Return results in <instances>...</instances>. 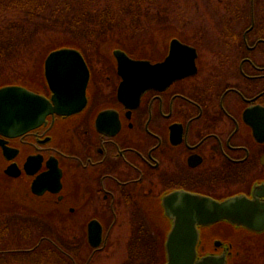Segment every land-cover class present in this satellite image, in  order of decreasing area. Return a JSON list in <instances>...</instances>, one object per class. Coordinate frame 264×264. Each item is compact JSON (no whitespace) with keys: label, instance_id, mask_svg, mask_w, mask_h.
Here are the masks:
<instances>
[{"label":"flooded vegetation","instance_id":"af4514ba","mask_svg":"<svg viewBox=\"0 0 264 264\" xmlns=\"http://www.w3.org/2000/svg\"><path fill=\"white\" fill-rule=\"evenodd\" d=\"M242 10L240 27L221 25L213 41L219 50L208 46L214 53L208 59L172 27L161 31L160 46L140 44L143 51L116 41L89 50L72 46L89 70L85 105L71 114L49 113L22 134H0L11 149L7 159L0 146L1 178L34 217L59 222L61 234L51 230L55 236L77 240L63 248L49 235L41 237L73 264L85 247L83 264H89L125 230L144 241L142 251L164 253L174 221L166 206H184L188 194L253 198L264 183V0H248ZM175 38L196 48L195 72L157 87H121L116 50L158 63ZM44 60L40 79L19 84L50 98ZM10 164L12 175L5 171ZM256 197L264 201V192ZM67 221L76 225L74 233L62 227ZM222 221L235 230L231 235L212 228ZM197 227V257L264 264V229L227 219Z\"/></svg>","mask_w":264,"mask_h":264},{"label":"rangeland","instance_id":"374dc122","mask_svg":"<svg viewBox=\"0 0 264 264\" xmlns=\"http://www.w3.org/2000/svg\"><path fill=\"white\" fill-rule=\"evenodd\" d=\"M247 2L248 0H0V85L21 83L19 81L23 79L25 81L40 79L41 61L54 48L80 45L89 50L96 48L95 44L101 41H116L133 51L137 52L141 48L143 51L145 47H140V44L149 47L156 45L161 31L171 27L176 28L179 35L196 44L203 58L208 59L209 54L214 55L207 52L208 46L216 44L217 47L214 49L219 50L218 42L213 41L216 40L219 29L221 34V25L234 24V28L241 26L240 13L244 12L242 7H246ZM106 5L115 8L114 23L104 24L102 30H96V26L94 28V24L89 23L93 15L86 13L95 8L101 10ZM157 45L160 46L158 43ZM162 46L163 42L160 48ZM8 183L11 182L0 175V209L15 207L19 214L21 213V217L14 216L11 222L3 225L0 223V253L9 249H28L40 242L39 239L43 235H49L52 241L63 248H66L67 242L71 248L73 246L71 244L77 240L68 235L55 236L51 230L58 231L59 222L34 217L30 208L24 207L22 195L14 197L13 192L10 194L3 191V186L8 191ZM14 201L17 202V207ZM62 224L66 232L74 233L76 225L72 221ZM212 226L223 236L231 235L235 231L225 221ZM124 227L125 224L123 229ZM58 234L61 233L58 231ZM134 236L126 230L119 233L112 239L110 247L95 254L89 264L163 263V252L142 251L144 241ZM159 241L162 242V238ZM49 243L42 239L41 246L48 250L43 249V258L37 257L36 259H40L37 262L33 260L34 257L28 259L18 256L10 261L0 259V264L71 262L66 257L64 263L63 260H58V257H64L63 254L59 250V253L51 250ZM85 249L88 250L87 247ZM86 250L80 257L77 256L79 259L75 254L77 264H83V259L87 255Z\"/></svg>","mask_w":264,"mask_h":264},{"label":"water","instance_id":"95a60500","mask_svg":"<svg viewBox=\"0 0 264 264\" xmlns=\"http://www.w3.org/2000/svg\"><path fill=\"white\" fill-rule=\"evenodd\" d=\"M119 71L124 81L121 87L146 89L157 87L196 71V48L175 38L169 55L158 63L132 59L116 50ZM44 75L51 91L50 98L21 84L0 87V134L13 137L39 125L49 113L71 114L86 103L89 70L82 54L74 47L63 46L48 52L44 60ZM262 128L264 129V125ZM0 139L3 154L10 159L11 149ZM13 165L6 173L12 175ZM264 192V183L258 185L254 197L238 195L217 201L209 197L188 194L184 206H166L167 214L174 218L165 241L164 264H225L223 255L197 257L198 225L221 219L260 231L264 229V201L256 197ZM175 199V198H174ZM171 201V200H170ZM169 201V202H170ZM98 239L92 245L98 244Z\"/></svg>","mask_w":264,"mask_h":264},{"label":"trees","instance_id":"16d2710c","mask_svg":"<svg viewBox=\"0 0 264 264\" xmlns=\"http://www.w3.org/2000/svg\"><path fill=\"white\" fill-rule=\"evenodd\" d=\"M99 9L100 8H95L94 10L88 11L86 13L88 15H93V18L90 19V22L89 23H93L94 24V28L96 26V30H102V26L104 24H109V23H112L113 24L114 23V21H113L114 20V18H113V15H114L113 10L115 8L111 7L110 5H106L103 9H101V10H99ZM103 29L105 30L106 28H103ZM2 189H3L4 192H7V193L9 192L10 194L12 193V191H11V189L9 187L7 188L8 191L6 190V187L5 186H3ZM14 205L17 207V202L14 201ZM13 208H15V207H10L8 209H0V223H2V225L5 224V223H8V222H11L10 220H12V217H14V216L21 217V215H20L21 213L19 214V212L16 210V208L14 210H13ZM50 247L52 248L51 250L54 249V251L56 253H59L55 248H53V246L50 245ZM43 249L48 250L44 246H39L34 251H29V252H10V253H2V254L0 253L2 255V256H0V259H3L5 261H10L13 258L16 259L18 256L28 257V259L34 257L33 260H35V262H37V261L40 260V259H36L37 257H42L43 258V256H42L43 255L42 252H44ZM146 255L148 257L150 256L148 254H146ZM11 256H13V257H11ZM64 258L65 257H63V258L58 257V260H63L62 262L64 263L66 261ZM66 262H65V264H66ZM67 263L68 264H71V262H67Z\"/></svg>","mask_w":264,"mask_h":264}]
</instances>
